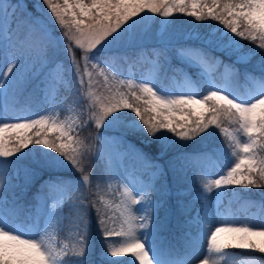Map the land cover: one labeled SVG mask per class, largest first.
Listing matches in <instances>:
<instances>
[{
  "label": "snow or ice",
  "instance_id": "obj_1",
  "mask_svg": "<svg viewBox=\"0 0 264 264\" xmlns=\"http://www.w3.org/2000/svg\"><path fill=\"white\" fill-rule=\"evenodd\" d=\"M29 7L47 13L34 17ZM177 14L194 18V27L179 38L167 31L168 18ZM153 16L162 18L159 46L150 53L156 72L170 64V55L198 70L223 64L210 56L220 50L235 57L226 71L242 72L256 92L242 98L209 79L206 94H177L155 77L125 79L129 73L116 60L134 67L136 53L129 50L143 47L135 34L138 20ZM204 22L217 27L201 34ZM29 26L41 32L29 51L42 66L56 63L61 51L68 58L63 73L57 64L36 86L48 106L38 115L18 102L24 80L39 73L14 71L20 60L13 30ZM244 41L253 47L245 49ZM0 50L11 60L0 72V160L31 155L26 182L42 178L25 227L14 219L18 197L11 208L3 198L10 178L0 175V264H195L203 244L218 259L205 256L200 264H229L235 258L228 252L232 248L264 254V242L255 239L264 237V221L214 226L209 214L213 191L219 214L225 191L264 188V0H34L31 5L0 0ZM257 56L258 74L250 68ZM97 69L103 80L94 83ZM72 101L81 108L79 124L56 115L62 103ZM225 121L235 127H223ZM91 126L101 145H116V150L105 152L81 139L80 131ZM118 128L123 129L119 138L107 134ZM217 131L221 145L200 147ZM128 136L150 151L134 145L119 151ZM113 182L119 188L118 216L102 195ZM181 217V227L191 231L182 248L166 246L170 221ZM109 220L119 221L120 230ZM93 224L101 236L98 254ZM66 227L68 238L55 240L53 233ZM112 238L120 242L110 243Z\"/></svg>",
  "mask_w": 264,
  "mask_h": 264
},
{
  "label": "rangeland",
  "instance_id": "obj_2",
  "mask_svg": "<svg viewBox=\"0 0 264 264\" xmlns=\"http://www.w3.org/2000/svg\"><path fill=\"white\" fill-rule=\"evenodd\" d=\"M41 7L44 8L43 5H41ZM28 11L31 12L34 17L46 15L47 13L46 8L44 13H37L34 9L32 10L29 9ZM179 15L180 14H177L174 17L168 18L169 28L167 29L168 32L174 33L177 36V38L181 37L189 29H192L194 27V23H191L188 25H183L181 26V28H178V26L175 28L173 27V29L170 30V28L174 25V23L179 24V22L176 21V16ZM161 20L162 18L158 16H153L142 21L138 20L137 27L135 29V34L139 38L138 42L142 43L143 47L142 49L141 48L139 49L137 56H135V58L132 61L134 67H130L129 64H125L124 67L118 65L122 70L129 73V75L124 77L125 79H133L136 82H141L143 78L155 77L158 78V80L162 82L164 85H166L168 88L176 90L177 94L185 93L189 91H199L203 94H206L207 88L205 87V85L209 79H211L214 84L221 87H226L234 95H237L242 98H247L256 92L257 90L256 85L253 83L251 79L246 78L244 75L243 76L240 74L234 75L230 71H226L225 65L231 64L232 61L235 59V57L233 56L230 58L226 52L220 50H211L210 56L216 57L220 61H223V64H219V65L210 64L208 66H201L199 67L198 70L197 65L182 64L178 58H176L174 55H170V64H165L163 70L156 72L152 66L153 57L150 55V53L153 48L159 46L158 41L161 38L159 36V32L161 31L160 28ZM208 24L204 29L202 28L198 29L201 32V34H203L204 32L208 31L211 28L217 27L216 22H212L209 25ZM142 25H143V33L137 34L136 30L138 29V27ZM31 27L35 28L38 31L39 36L36 37L38 41L37 40L30 41L26 49L20 51L15 50V53L20 60V63L17 69H15L14 71L31 69L32 72H38L39 74L36 75L35 77L36 80L39 82L46 73L53 70H57V64H60L58 71L63 73L64 66H66L65 61L67 60V55L64 54L63 51H61L60 54L58 55L56 63L49 62L48 64L42 66L39 61L35 60L34 56L31 54L29 49L33 45L39 42V40L41 39L39 38L41 36V32L39 30V26H31ZM219 27L222 30V26ZM243 45L245 49L253 47V45L248 41H244ZM21 53H23L22 56ZM10 62L11 60L9 59L8 55L4 51L0 50V72L5 71L7 65ZM140 64H142V67H140ZM237 67H239V65H237ZM190 68H194V70ZM138 70L140 72H138ZM89 71H93V70L90 68ZM98 73H99V69L93 72L92 79L94 83L98 80L99 81L103 80V77L99 76ZM195 74H197V76ZM32 79L33 78L31 77L25 79L24 84L28 83ZM93 90L97 91V93L99 94V89H93ZM121 90H125V89L122 88ZM47 107L48 106L43 102L41 107L38 110L34 111V113L38 115L41 112H43ZM56 115L61 119L74 120L77 124H79L81 120L80 105H78L75 101L64 102L59 106V111L56 112ZM223 127L229 128L231 130L235 126L224 124ZM86 128L89 131L88 134L90 135L91 139L95 141V146H94L95 148L102 149L105 152L116 150L117 148L116 145H101L100 142L96 140L95 137L97 133L94 126L86 127ZM122 130H123L122 128L110 130L107 134L112 137L119 138ZM130 138L131 136H128L126 139H124L123 143L119 147V151L123 152L127 146L133 145L132 142L130 141ZM210 166L214 167V165H210ZM13 175L16 177L18 176L16 169L13 171ZM189 175L191 176L192 172H190ZM46 178L47 177H44L43 179ZM214 178H216L214 175L209 177V179H214ZM41 183H42V179L38 182L37 187L34 190H32L30 194L29 193L27 194V192L23 193L22 197H20V199L16 203L17 205L23 204V206L25 207V211L24 213H21L18 210V207H15L14 219L17 223L24 224L25 227L28 226L27 221L25 220L26 210L31 204L35 203V197L38 194V190L40 189ZM198 187L199 185L197 184V188ZM20 189L21 190L25 189V186H20ZM118 193H119V188L116 182H113L111 188H106L104 193H102L104 200L107 202L109 208L115 211L117 216L119 215V211L118 209H116V205L119 204L120 201V197ZM227 193L228 190L225 191L219 198V204H220L219 214H217V209H216L217 198L215 195V191H213V193L211 194L210 197L211 204H210L209 214H210V219L213 222L214 226H221V223L223 222L236 223V224L249 223V225L251 226V223L259 224L263 221L262 219H260V210L258 208H253L247 211L246 213H236V214L224 210L221 207V205L224 202V198ZM85 195H88V193L85 192ZM3 198L7 201L8 200L11 201L9 195L6 192H3ZM92 198H96L95 190L92 191ZM8 207L9 208L12 207V201L8 202ZM90 216L94 217L95 212L92 211ZM183 222H184L183 217H181L179 221L176 219H172L170 221L169 227L167 231L164 233V243L166 246L171 245V246H175L178 249L182 248L184 244L183 237L185 233L191 231L190 228L181 227ZM109 225L115 227L117 231L120 230L119 221H117L113 225L112 220H109ZM33 232L34 234H38L35 233L34 229ZM197 234L198 233L196 232H192V235H197ZM53 235L55 237V240H59L63 242L68 238L69 235L68 229L66 227L63 233H60L59 235L53 233ZM92 239H93V244L95 246L94 251L96 254H98L100 251L101 236L97 231V229L95 228V224H93L92 227ZM255 239L258 243L264 242V237H256ZM109 242L118 244L120 242V238H112ZM228 252L229 255L235 257L234 259L229 261V264H241V261L247 262V264H251L250 263L251 259L247 260L244 258H239L237 251H235L234 249L230 251L228 250ZM195 255L197 257L195 264H200V261L203 260L205 256L218 259V257H212V254L207 252L206 244L199 246L196 249ZM221 264H223V261H221Z\"/></svg>",
  "mask_w": 264,
  "mask_h": 264
},
{
  "label": "trees",
  "instance_id": "obj_3",
  "mask_svg": "<svg viewBox=\"0 0 264 264\" xmlns=\"http://www.w3.org/2000/svg\"><path fill=\"white\" fill-rule=\"evenodd\" d=\"M29 5H31L34 1L33 0H26ZM30 10L33 8L29 7ZM28 9V10H29ZM176 21L178 23H174V25L170 28L173 29V27L181 28L183 25H188L191 23H194V18L193 17H188L184 15H179L176 16ZM199 23V22H196ZM208 23L204 22L199 28L204 29ZM209 25V24H208ZM146 29V28H145ZM147 30V29H146ZM179 30V29H178ZM137 34H142L143 33V25L138 27L136 30ZM39 36L38 31L29 26L27 29L25 28H16L13 30V38L15 42L19 45L18 48L15 50H23L27 48V45L30 41H34L38 39L36 37ZM33 40H32V39ZM140 48H133L130 49L129 51H132L136 53L133 57L137 56L138 51ZM258 56L253 57L250 63V68H255L257 70L258 74ZM66 65L68 64V58L65 61ZM116 63L124 67L125 64L127 63H122L118 59L116 60ZM140 67H142V64H140ZM170 68V67H169ZM194 70V68H190ZM138 72H140L138 70ZM197 76V74H195ZM243 76V73L241 74ZM39 84V81L36 80V77L33 78L31 81L28 83L24 84V89H23V96L19 98L18 102V107L29 110L31 112H34L38 110L41 105L43 104V100L41 97V93L36 90V86ZM228 124L230 126H235L231 122L225 121L223 123ZM87 128L83 129L80 131V138L84 139L85 142H90L95 146V141H93L88 134ZM223 140L222 134L217 131L213 137L211 138L210 144H203L200 145V147H214L217 145H221ZM130 141L136 148H143L144 151H150L149 148L145 147L142 143H140L138 140H136L134 137L130 138ZM38 146H33V151ZM27 153V150H25ZM33 160V157L31 155H26L25 157H16V158H8L7 161L0 160V175H4L6 178H10V183L7 182L6 180V186L4 192H6L11 201H13L14 198H17V201L22 197L23 193L27 194L34 190L38 182L42 179L40 177H32L30 180L26 182V176L28 173L26 172V169L31 168V161ZM17 170L19 171V175L16 177L13 175V171ZM77 175H79L77 173ZM44 178V177H43ZM20 186H25V189L21 190ZM27 189V191H26ZM31 189V190H30ZM95 189L93 188L92 191ZM8 200V202H11ZM16 201V203H17ZM16 207H18V210L21 213H24L25 207L23 204H16ZM221 207L224 210H227L228 212L231 213H246L247 211L253 209V208H259L260 209V219L264 221V188H249V189H241L239 187L236 188L235 191L228 190V193L226 194L224 198V202L222 203ZM91 214V213H90ZM238 253L239 258H244V259H251L250 263L251 264H260L261 261H264V254L260 253L259 251H248V250H242V249H236L232 248ZM232 249H229L232 250Z\"/></svg>",
  "mask_w": 264,
  "mask_h": 264
}]
</instances>
